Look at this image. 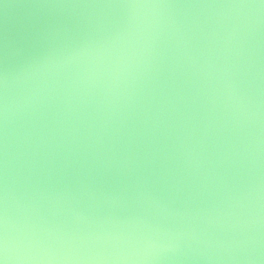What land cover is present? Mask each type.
Here are the masks:
<instances>
[{"label":"clouds","instance_id":"obj_1","mask_svg":"<svg viewBox=\"0 0 264 264\" xmlns=\"http://www.w3.org/2000/svg\"><path fill=\"white\" fill-rule=\"evenodd\" d=\"M0 0V264H264V0Z\"/></svg>","mask_w":264,"mask_h":264},{"label":"water","instance_id":"obj_2","mask_svg":"<svg viewBox=\"0 0 264 264\" xmlns=\"http://www.w3.org/2000/svg\"><path fill=\"white\" fill-rule=\"evenodd\" d=\"M7 2L17 6V9L14 11L16 12V14L19 15L25 11L26 6L31 3V0H7ZM3 19H4V14L2 11H0V24L3 23Z\"/></svg>","mask_w":264,"mask_h":264}]
</instances>
